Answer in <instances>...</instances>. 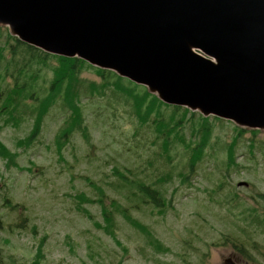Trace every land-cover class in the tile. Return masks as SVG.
<instances>
[{
    "label": "rangeland",
    "instance_id": "rangeland-1",
    "mask_svg": "<svg viewBox=\"0 0 264 264\" xmlns=\"http://www.w3.org/2000/svg\"><path fill=\"white\" fill-rule=\"evenodd\" d=\"M7 32L0 37L2 46ZM7 60L0 59L2 92L14 83L11 75L16 73L12 65L5 74ZM57 63L50 58L45 65L27 66L41 74L36 95H47ZM95 68L85 69L81 77L100 82ZM2 103L0 99V107ZM62 105L58 100L51 106L40 134L30 143L35 115L15 125L0 113V143L10 154L0 155V249L5 264H33L40 249V264H226L231 256L241 264H264V131L244 129L232 159L236 124L210 117L211 137L190 172L185 146L177 145L172 161H166L153 132L140 127L131 104L117 96L83 97L80 106L90 144L75 132L68 143L63 140L59 153L56 141L67 119ZM160 112L169 116L162 108ZM182 133L198 139L190 122ZM170 172L172 181L162 187L163 211L139 202V190L132 189L138 195L133 196L120 189V174L153 183ZM241 182L248 185L239 186ZM105 211L112 212V221L106 220ZM145 227L150 235L143 232Z\"/></svg>",
    "mask_w": 264,
    "mask_h": 264
},
{
    "label": "water",
    "instance_id": "water-1",
    "mask_svg": "<svg viewBox=\"0 0 264 264\" xmlns=\"http://www.w3.org/2000/svg\"><path fill=\"white\" fill-rule=\"evenodd\" d=\"M0 27L167 105L264 131V0H0Z\"/></svg>",
    "mask_w": 264,
    "mask_h": 264
},
{
    "label": "trees",
    "instance_id": "trees-1",
    "mask_svg": "<svg viewBox=\"0 0 264 264\" xmlns=\"http://www.w3.org/2000/svg\"><path fill=\"white\" fill-rule=\"evenodd\" d=\"M7 31V29L0 27V37ZM7 35L9 38L5 42V45H0V59L7 60L4 51L9 50L10 52H8V54L10 53L11 57L7 60L5 74H8L10 66L12 65L16 67V73H12L11 75L12 78H14V83L11 84V87L7 88L5 92L0 91V99L3 101L0 107V113L5 115L8 121L15 125H18L21 120L24 119V116L35 115L36 119L33 132L32 135L27 138V143H30L35 136L40 134L43 117L50 111L51 106L54 105L56 101L60 100L63 104L61 108L67 112V119L66 127L59 132L56 141L59 153L62 149L63 140L68 143L70 136L75 132L81 133L86 142L90 144L89 128L86 125L85 117L80 106L82 98L100 99L108 95L112 97L117 96L119 99H123L131 104L133 109L132 117L136 118L139 126L146 127L153 132L155 135L154 144L160 143L161 153L159 155L161 157L167 159L170 163L172 161V151L176 149L177 145L185 146L189 153V171L194 172V165L197 161L202 159L207 147V141L212 134L210 118H205L199 114V119L195 120L196 113H192L186 108L169 106L160 101L157 96L150 94L146 88L123 79L111 71L95 68L100 77V82L85 80L81 77L82 72L85 69L93 68L85 61L78 58L70 59L49 55L39 49L22 43L17 38L12 37L9 31ZM50 58H56L58 63L52 67L54 76L47 90V95L45 97H40L36 95V91L34 90L36 80L41 77L40 71L38 69H27V66L45 65ZM23 77L25 78L22 81ZM125 81L129 84H126ZM139 89L142 90V93L138 91ZM161 108L168 113V117H165V115L160 112ZM167 110H170V112ZM213 119L220 121L217 118ZM185 122L191 123L193 132L198 138L197 140H190L186 135H183L182 128ZM197 123H199V128L196 126ZM189 128L190 127L187 129ZM235 128L239 134L231 146L230 157L232 159L235 155V148L238 144L239 136L246 131L236 126ZM249 148L251 152L254 151V145L250 144ZM0 155L10 156L7 149H5L1 143ZM150 162L153 163V161ZM120 175L123 184L120 189L122 188L128 191L127 195L132 194V189H137L140 191V195L138 196L136 193L132 195L138 196L139 202L151 203L154 207L163 211L166 206V200L163 195L162 187L167 182L172 181V172L161 175L153 183H146V181L141 179L130 180L125 174ZM181 176L184 178L185 174H181ZM83 199L87 202H94L86 196ZM6 201L8 202V199H6ZM98 202H100V200ZM9 203H7L6 206H8ZM10 205L12 204H9V206ZM120 211L123 215L127 212L123 209H120ZM105 217L107 221H112V212L105 211ZM3 220V217L0 216V229L4 227ZM131 222L137 226H141L140 223L134 219H131ZM143 232L150 235L147 227L143 228ZM38 255L39 257L33 264H40V259L42 258L41 249L38 251ZM0 264H5L1 249Z\"/></svg>",
    "mask_w": 264,
    "mask_h": 264
},
{
    "label": "flooded vegetation",
    "instance_id": "flooded-vegetation-1",
    "mask_svg": "<svg viewBox=\"0 0 264 264\" xmlns=\"http://www.w3.org/2000/svg\"><path fill=\"white\" fill-rule=\"evenodd\" d=\"M233 260L230 261L231 264H241L239 261H237L236 257L231 256Z\"/></svg>",
    "mask_w": 264,
    "mask_h": 264
},
{
    "label": "bare ground",
    "instance_id": "bare-ground-1",
    "mask_svg": "<svg viewBox=\"0 0 264 264\" xmlns=\"http://www.w3.org/2000/svg\"><path fill=\"white\" fill-rule=\"evenodd\" d=\"M155 154V153H154ZM156 157L158 156V155H155ZM156 157H153V158H155L156 159ZM163 158V157H162ZM159 159V158H158ZM160 160V159H159ZM163 160V159H162ZM162 160H161V162H162ZM166 161H167V159H165ZM154 162H155V160H153ZM158 162H160V161H158ZM158 162H156V163H158ZM165 163V162H164ZM164 166V165H163ZM162 167V166H161Z\"/></svg>",
    "mask_w": 264,
    "mask_h": 264
}]
</instances>
